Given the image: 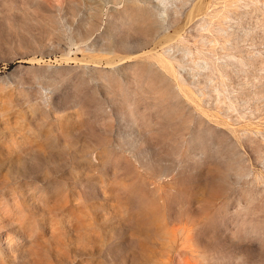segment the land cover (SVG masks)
Listing matches in <instances>:
<instances>
[{"label":"rangeland","instance_id":"obj_1","mask_svg":"<svg viewBox=\"0 0 264 264\" xmlns=\"http://www.w3.org/2000/svg\"><path fill=\"white\" fill-rule=\"evenodd\" d=\"M0 264H264V0H0Z\"/></svg>","mask_w":264,"mask_h":264}]
</instances>
